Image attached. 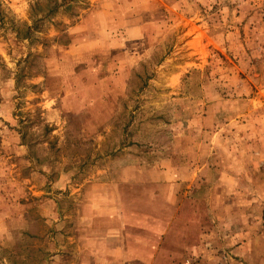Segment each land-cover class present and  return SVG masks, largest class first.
I'll return each mask as SVG.
<instances>
[{
    "label": "rangeland",
    "instance_id": "rangeland-1",
    "mask_svg": "<svg viewBox=\"0 0 264 264\" xmlns=\"http://www.w3.org/2000/svg\"><path fill=\"white\" fill-rule=\"evenodd\" d=\"M0 103V264H51L68 195L139 152L220 164L204 185L252 228L226 252L264 264V0H0ZM232 165L253 183H221Z\"/></svg>",
    "mask_w": 264,
    "mask_h": 264
},
{
    "label": "crops",
    "instance_id": "crops-1",
    "mask_svg": "<svg viewBox=\"0 0 264 264\" xmlns=\"http://www.w3.org/2000/svg\"><path fill=\"white\" fill-rule=\"evenodd\" d=\"M11 114L0 103V117ZM139 153L106 161L115 168L109 177L100 178L82 198L81 192L68 195L79 202L73 201L76 206L68 210L67 220L61 212L53 223L51 264H187L193 255L213 247L225 249L226 254L207 264H237L226 249L250 248L252 228L243 229L238 239L228 229L230 217L247 212H232L225 203L220 211L218 180L221 177V183L232 186L253 183L254 178L247 173L236 176L232 165L226 174L220 171L219 184L208 190L204 183L210 178L205 179L203 172L217 173L220 164L196 156L179 159L173 153L162 157ZM196 202L199 208L186 207ZM201 213L209 218L205 229L198 220ZM220 224L225 241L219 239Z\"/></svg>",
    "mask_w": 264,
    "mask_h": 264
}]
</instances>
